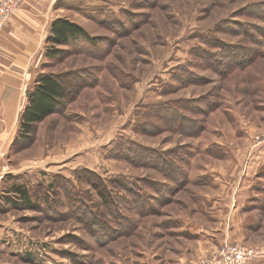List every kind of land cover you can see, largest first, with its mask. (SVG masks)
Returning <instances> with one entry per match:
<instances>
[{
  "label": "rangeland",
  "instance_id": "obj_1",
  "mask_svg": "<svg viewBox=\"0 0 264 264\" xmlns=\"http://www.w3.org/2000/svg\"><path fill=\"white\" fill-rule=\"evenodd\" d=\"M56 6L55 19L78 23L87 38L59 45L55 58L45 55L49 35L41 43L33 63L41 73L58 74L69 98L29 136L17 139L34 80L8 114L10 123L0 108V264H199L207 247L233 241L259 250L243 264H264V198L248 213L252 226L237 237L229 217L234 199L229 203L223 185L248 168L250 150L264 148L256 146L264 139V0H58ZM215 39L240 45L232 59L249 61L227 71L234 62L224 64L208 46ZM200 54L221 63L203 66ZM184 71L198 81H177ZM181 99L198 101L194 110L183 109L195 133L144 131V114ZM140 145L180 158L185 175L129 161ZM143 151L148 158L156 153ZM102 180L113 208L97 191ZM15 185L37 206L8 202ZM138 188L145 192L140 213ZM209 197L214 203L207 205ZM112 209L119 211L109 217ZM95 214L103 225L88 222Z\"/></svg>",
  "mask_w": 264,
  "mask_h": 264
},
{
  "label": "trees",
  "instance_id": "obj_2",
  "mask_svg": "<svg viewBox=\"0 0 264 264\" xmlns=\"http://www.w3.org/2000/svg\"><path fill=\"white\" fill-rule=\"evenodd\" d=\"M86 30L79 25L78 23L66 18V17H58L54 19L50 26V33L48 40L50 42V45L47 47L45 51V55L50 58H55L59 56L63 51L59 45H66L69 44L71 40H74L78 37H84L87 38ZM87 40H91V38H88ZM217 39L212 41L211 43H208L209 47H212L213 49H216V52L221 53L220 57L222 60L225 61L224 64L230 65V62L233 61L234 63L232 66L227 69L232 70L237 67H241L245 63L249 61L248 56L244 55L242 56L243 59H232L235 56H237V53L239 52L240 45L235 44H225L222 41L217 43ZM220 41V40H219ZM213 42H216L213 44ZM217 54V53H213ZM212 54V55H213ZM246 54V52H245ZM203 54L199 55L200 64L206 67H212L214 63L220 64L221 61H218L214 57H208L206 61L205 56H202ZM223 65L222 67L226 69L228 66ZM241 65V66H240ZM186 75H179L177 81H179L182 84H187L191 82H197L198 80L191 79L190 76L192 74L189 73V71H184ZM226 72V71H225ZM61 77L56 73H41L39 72L32 84V88L27 92L28 95V102L24 108V111L22 112L20 123H19V134L17 136V139L20 138H26L29 136V134L33 131L36 123L46 117L47 115L53 113L56 111L59 107H62L63 104H65L66 100L69 98V93H66V88L64 87L61 79ZM183 78V79H182ZM198 101L192 100V99H181L179 101H174V105H170L171 107H167L166 105H155L154 110H150L147 112V114H144L143 118H146L144 121V125L142 128H144L145 132H157L161 129H170L172 131L185 133V134H192L195 133L194 128L187 127L185 123L192 122L193 118L187 115V113L184 112L183 109L186 110H194L195 104H197ZM164 113H161V112ZM162 114H168L169 117H164ZM141 146V145H140ZM143 150H149L151 152H156L155 156L153 158H148L146 156L147 154L144 153L145 151L141 150L138 154H132L128 156V160L139 165L144 166H150L155 167L158 170L163 171V166L168 165L171 166L173 169H179V172H175L178 174H183L184 170H181L178 166L177 160L178 159H169V158H161L163 156L162 151H154L152 147L149 149L141 146ZM176 161V162H175ZM175 171V170H174ZM185 175V173H184ZM257 176H260L258 179L260 181L259 184H256L253 186V188L257 191V194L254 198L258 199L259 196L264 198V183H261L262 179L264 180V168L262 167L261 170H259ZM176 177L174 175H170V178ZM176 179V178H174ZM156 182V181H155ZM157 183V182H156ZM100 189L97 188V191L102 192V197H104L105 205H107L109 208L112 207L113 201L112 199H109L105 196L104 189L106 188L104 185V181L102 180L100 182ZM12 192L16 195L14 199L7 195V201L11 203H18L25 206H37L36 199H32L33 197L29 193V191L23 187L22 185H15L12 187ZM159 190V189H158ZM145 193V192H144ZM141 189L138 188V193H135L136 199L134 198V204L135 208H138V213L142 212L140 209L141 206V197L145 195ZM146 204V203H144ZM146 207V205H145ZM113 208V207H112ZM137 210V209H136ZM140 210V211H139ZM117 211H119L117 209ZM116 209H112L108 211L109 217H112L113 213H117ZM116 220L120 223H123L124 218L118 217ZM125 220L124 222H126ZM91 225L96 224V226L103 225V222L99 216L92 215L89 217L88 221Z\"/></svg>",
  "mask_w": 264,
  "mask_h": 264
},
{
  "label": "crops",
  "instance_id": "obj_3",
  "mask_svg": "<svg viewBox=\"0 0 264 264\" xmlns=\"http://www.w3.org/2000/svg\"><path fill=\"white\" fill-rule=\"evenodd\" d=\"M56 3H58V0H20L18 7L4 25L0 27V108L4 112L2 119L7 124L11 120V117L8 118V114L12 115L13 108L18 106V102L20 103L26 87L28 88L35 78L34 75L31 77L32 72L40 71L38 69L40 63H33V60L37 59L39 47L48 37L51 23L57 16H55ZM5 137L6 135L2 139H5ZM263 144L264 139L256 146ZM249 155L252 157V162L244 165L248 168L241 170L238 177L236 175L235 179L232 180V183L223 184L225 191H227L226 197L229 203L231 198L234 199L229 217L230 220L233 219L236 222L231 229V233L237 237L244 232L242 231L244 228L252 226V223L249 226L245 223V220L248 219V213L252 212L254 205L263 200L261 196L258 199L254 198L256 192L253 186L260 183L257 170L263 167L264 148L250 150ZM218 175L216 173L215 177H218ZM245 179L248 181L247 183ZM248 179L253 180V183ZM261 183H264L263 179ZM241 188H247V193L242 192L243 197H237L236 200V194L241 193ZM207 199V205L214 203L212 197ZM224 229L226 227L217 230L219 233L221 231V236L224 234ZM199 230L204 231L206 228L200 226ZM211 237L217 239L213 235ZM211 242L218 243L219 240ZM216 247L214 245L207 247L203 254ZM260 261L262 262V260H254L251 264H257Z\"/></svg>",
  "mask_w": 264,
  "mask_h": 264
},
{
  "label": "built area",
  "instance_id": "obj_4",
  "mask_svg": "<svg viewBox=\"0 0 264 264\" xmlns=\"http://www.w3.org/2000/svg\"><path fill=\"white\" fill-rule=\"evenodd\" d=\"M20 0H0V27L18 7ZM259 250L240 241L225 242L218 248L204 253L199 264H243L255 256Z\"/></svg>",
  "mask_w": 264,
  "mask_h": 264
}]
</instances>
